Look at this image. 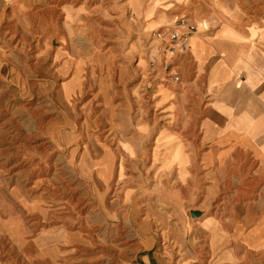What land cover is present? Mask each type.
Segmentation results:
<instances>
[{
	"label": "rangeland",
	"instance_id": "obj_1",
	"mask_svg": "<svg viewBox=\"0 0 264 264\" xmlns=\"http://www.w3.org/2000/svg\"><path fill=\"white\" fill-rule=\"evenodd\" d=\"M136 1L0 0V264H208L194 228L214 212H183L184 224L159 199L172 163L179 180L186 170L178 143L160 158L157 136L188 144L197 121L156 109L167 89L154 90L155 28Z\"/></svg>",
	"mask_w": 264,
	"mask_h": 264
},
{
	"label": "crops",
	"instance_id": "obj_2",
	"mask_svg": "<svg viewBox=\"0 0 264 264\" xmlns=\"http://www.w3.org/2000/svg\"><path fill=\"white\" fill-rule=\"evenodd\" d=\"M136 3L142 29L149 24L151 29L165 30L180 17H187L196 28L188 53L175 63V70L182 72V82L175 86H193L192 99L184 96L185 87L175 92L168 84H162L167 89L165 100L155 97L156 109L166 118L175 119L185 112L197 121L196 128L185 135L188 144L170 130L157 136L160 158L172 153L178 143L180 169L186 170L181 181L173 171L178 162L172 163L166 173L174 172L173 187L159 199L184 224L190 222L183 212H214L202 214L194 228L207 248L208 264H264V0ZM147 9L150 15L145 19ZM168 23L172 24L165 27ZM156 78L154 90L161 84ZM161 138L168 144H157ZM107 149L114 161L115 151ZM102 155L103 148L95 162ZM94 190L97 201L101 194L105 198L107 187L98 177ZM190 201H199L200 208L185 211ZM214 201L221 202L219 207L209 210ZM222 201L229 204L224 206ZM151 244L152 239L148 247Z\"/></svg>",
	"mask_w": 264,
	"mask_h": 264
},
{
	"label": "built area",
	"instance_id": "obj_3",
	"mask_svg": "<svg viewBox=\"0 0 264 264\" xmlns=\"http://www.w3.org/2000/svg\"><path fill=\"white\" fill-rule=\"evenodd\" d=\"M195 32L194 23L187 17L178 18L171 28L150 32L154 52L150 59L151 73L161 84L178 85L182 82V72L175 70V63L188 53L190 39Z\"/></svg>",
	"mask_w": 264,
	"mask_h": 264
},
{
	"label": "water",
	"instance_id": "obj_4",
	"mask_svg": "<svg viewBox=\"0 0 264 264\" xmlns=\"http://www.w3.org/2000/svg\"><path fill=\"white\" fill-rule=\"evenodd\" d=\"M190 215L195 218V217H198L200 214L197 211H191Z\"/></svg>",
	"mask_w": 264,
	"mask_h": 264
},
{
	"label": "bare ground",
	"instance_id": "obj_5",
	"mask_svg": "<svg viewBox=\"0 0 264 264\" xmlns=\"http://www.w3.org/2000/svg\"><path fill=\"white\" fill-rule=\"evenodd\" d=\"M196 33L194 35H192L191 39H190V44H191V41H192V38L194 39Z\"/></svg>",
	"mask_w": 264,
	"mask_h": 264
}]
</instances>
